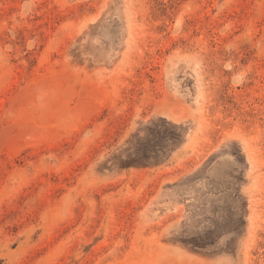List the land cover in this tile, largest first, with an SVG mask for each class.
<instances>
[{
	"label": "rangeland",
	"instance_id": "374dc122",
	"mask_svg": "<svg viewBox=\"0 0 264 264\" xmlns=\"http://www.w3.org/2000/svg\"><path fill=\"white\" fill-rule=\"evenodd\" d=\"M0 264H264V0H0Z\"/></svg>",
	"mask_w": 264,
	"mask_h": 264
}]
</instances>
